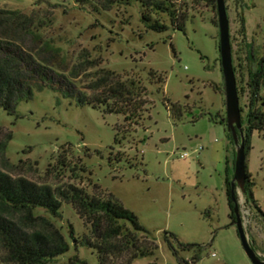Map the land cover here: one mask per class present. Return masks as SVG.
<instances>
[{
    "label": "rangeland",
    "instance_id": "374dc122",
    "mask_svg": "<svg viewBox=\"0 0 264 264\" xmlns=\"http://www.w3.org/2000/svg\"><path fill=\"white\" fill-rule=\"evenodd\" d=\"M225 7L243 116L247 71L264 59V0H225ZM176 9L183 30L161 17L167 30L156 32L135 0L0 1V66L10 59L18 73L10 111L0 100V174L50 190L59 204L56 215L32 211L44 221L1 207L0 219L26 237L62 236L68 252L46 264H98L85 245L100 241L92 216L75 211L71 188L112 196L149 237L110 254L111 264H192L195 257L194 264H251L225 193L236 147L226 126L210 120L225 117L216 3L213 9L205 0H177ZM120 86L130 91L128 105L108 99ZM120 106L132 116L117 114ZM249 147L246 171L264 214V131L252 133ZM183 152L188 159H179ZM236 193L239 211L241 202L249 210L247 241L264 261V221ZM152 245L153 256L132 259ZM7 258L0 237V263Z\"/></svg>",
    "mask_w": 264,
    "mask_h": 264
},
{
    "label": "trees",
    "instance_id": "16d2710c",
    "mask_svg": "<svg viewBox=\"0 0 264 264\" xmlns=\"http://www.w3.org/2000/svg\"><path fill=\"white\" fill-rule=\"evenodd\" d=\"M1 1V0H0ZM129 0H108L110 6L122 5ZM141 5L142 13L141 19L144 22H151L148 27L152 31L161 32L167 30V26L161 21V17H166L171 28L177 31L183 30V25L178 24L182 21V18L177 15L176 9L177 0H135ZM212 8H215V0H205ZM80 0H77L79 3ZM215 25V21H211ZM241 28L243 29V23L241 21ZM243 31V30H242ZM247 60L252 59L251 55H248ZM220 61V58L218 59ZM11 60L2 61L0 66V100H3L1 108L5 111H10V102L14 92L15 76L18 73L15 71L14 66L10 63ZM221 71V69H220ZM233 71L235 80L237 82V70L233 63ZM248 74V88H249V104L246 113L241 117L242 129L241 132H237L239 139H242L244 144L245 155L250 149V137L253 132L262 133L264 131V95L259 96V91L264 86V59H260L254 64L251 69L247 71ZM238 86V85H237ZM238 89V87H237ZM238 96H240L239 89ZM111 96L108 98L117 99L122 98L121 105H128L130 100H127L130 95V91L125 87L120 86L119 91L110 92ZM116 94V96H115ZM240 99V98H239ZM108 100L99 102V104H106ZM91 103V102H89ZM93 108L94 104L91 103ZM115 105V104H114ZM113 105V106H114ZM117 105V104H116ZM108 106L107 113H112V107ZM135 110H138L135 108ZM241 114L243 109L240 107ZM133 112L125 113L122 110V106L119 108L117 114H122L125 119L132 116ZM177 117L180 113L177 112ZM127 115V116H126ZM211 121L220 125L226 126L225 117L221 119H210ZM227 138L231 145L233 141L231 134L227 131ZM233 155V165H234ZM247 180L245 184V200L249 204L251 203L257 210V214L261 216L264 221V214L260 211L256 205L255 200L251 192L252 183L250 181V175L247 173ZM231 178L225 179V193L227 198V204L229 208V219L232 224L235 221L234 208L238 203V196L235 192L234 199L231 198ZM66 196V195H65ZM75 211L79 213L85 212L89 216H92L91 221V233L98 235L100 239L99 243L89 244L85 241L87 248L95 250L97 254L98 264H111L108 262L109 255L114 253H122V249H126L130 252V248L134 245L133 242L137 241V237L143 236L149 237L145 231L139 226L136 217L129 211L122 208V206L110 196L106 200H101L96 197H87L80 190L71 188V193L67 194ZM0 207L9 211H26L27 220L43 218H33L32 211L36 208H43L52 215L57 214L59 204L54 200L53 194L46 188H37L31 184H28L22 180L12 181L8 177L0 174ZM47 223V222H46ZM0 237L3 240L4 245L8 250L7 264H46L64 253L68 252L69 248L62 236L58 233H35L30 237H26L20 234L17 227L10 223L0 219ZM154 244V243H153ZM156 249V245H152L151 248L140 251L138 254H133L132 259L138 260L139 258L153 256ZM131 259V260H132ZM198 257H195L192 264L197 261ZM1 264V263H0ZM189 264V263H185Z\"/></svg>",
    "mask_w": 264,
    "mask_h": 264
},
{
    "label": "water",
    "instance_id": "95a60500",
    "mask_svg": "<svg viewBox=\"0 0 264 264\" xmlns=\"http://www.w3.org/2000/svg\"><path fill=\"white\" fill-rule=\"evenodd\" d=\"M215 1L219 34L218 51L224 85L226 129L230 132L233 144L236 147L233 165V179L230 183L231 198L232 201L236 202L234 199V194L235 192H237L238 189H240L242 194L245 193V184L247 180L245 165L246 155L244 150V144L242 142V139H239L237 135V132H241L242 129V115L239 107V97L237 93L236 80L233 71L230 44V27L226 13L225 0ZM234 214L235 221L233 225L236 227L239 240L246 257L249 259L251 264H264V261L260 260V258L256 255V253L247 241L238 203L234 208Z\"/></svg>",
    "mask_w": 264,
    "mask_h": 264
},
{
    "label": "built area",
    "instance_id": "2783aa9c",
    "mask_svg": "<svg viewBox=\"0 0 264 264\" xmlns=\"http://www.w3.org/2000/svg\"><path fill=\"white\" fill-rule=\"evenodd\" d=\"M201 148H199L200 150ZM190 156L189 153L187 152H183L179 155V159H182V160H186L188 159ZM240 213H241V219H242V224L243 226H245V224L247 223L248 221V217H249V210L244 206V203L241 202L240 204ZM212 256L214 257V254H212Z\"/></svg>",
    "mask_w": 264,
    "mask_h": 264
}]
</instances>
